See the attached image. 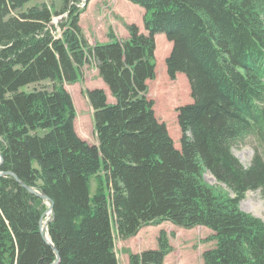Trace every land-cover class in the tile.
<instances>
[{
  "label": "trees",
  "instance_id": "1",
  "mask_svg": "<svg viewBox=\"0 0 264 264\" xmlns=\"http://www.w3.org/2000/svg\"><path fill=\"white\" fill-rule=\"evenodd\" d=\"M30 1L0 0V264H51L56 251V264H118L112 225L124 240L165 221L212 231L203 264H264V222L239 207L247 191L264 197V156L244 167L232 152L249 135L264 148V0H128L144 31L125 24L126 38L93 45L77 7L89 0ZM156 33L171 44L167 76L182 73L192 99L176 108L179 149L147 96ZM92 62L114 98L84 90L96 145L76 134L65 88ZM27 187L52 205L50 243L47 202ZM171 250L160 231L129 263L163 264Z\"/></svg>",
  "mask_w": 264,
  "mask_h": 264
},
{
  "label": "rangeland",
  "instance_id": "2",
  "mask_svg": "<svg viewBox=\"0 0 264 264\" xmlns=\"http://www.w3.org/2000/svg\"><path fill=\"white\" fill-rule=\"evenodd\" d=\"M34 2L44 3L52 11H58L63 6V0H31L28 4ZM83 6L84 3L77 4L79 9L83 8ZM142 15V8L128 0H90L79 15V25L88 43L93 45L96 41L107 38L108 31H112L120 39L126 38L128 33L126 32L125 24L134 23L143 32ZM63 17H65V14L54 15L52 18V25L56 35L60 33L58 24ZM125 33L127 36L123 37ZM154 38L156 77L147 82V96L153 100L156 118L165 123L168 133L174 141V146L179 149L180 130L176 117V108L192 101L189 85L182 73H177L175 79H169L164 60L169 53L171 44L163 33H156ZM86 67L84 70L88 69L87 76L91 78L90 80H93L95 74H91L92 71L90 70L93 65L88 64ZM79 82H83L77 87L83 91L82 95L85 97L83 94L85 81ZM183 91L188 95L184 94ZM76 92H78L77 89ZM80 98L82 99V96ZM77 109L79 112L85 111L80 106ZM232 152L244 167L249 166L255 152L264 156V148L260 146L252 135L238 141L232 147ZM203 179L210 186L226 190L224 185L217 183L209 172H204ZM91 185L93 188V184ZM239 207L243 211L259 217L264 222V197L260 190L247 191L239 202ZM46 220L47 218L45 217L43 221L45 222ZM44 226V223H42L43 230H45ZM112 227L114 232V250L118 264H130L129 253H139L146 249H154L157 246V237L160 231L165 232L172 246V250L165 256L163 264H203V253L214 245V241L210 238L212 231L204 226H195L187 229L165 221L155 225L143 226L135 236L124 240L116 235L114 225Z\"/></svg>",
  "mask_w": 264,
  "mask_h": 264
},
{
  "label": "crops",
  "instance_id": "3",
  "mask_svg": "<svg viewBox=\"0 0 264 264\" xmlns=\"http://www.w3.org/2000/svg\"><path fill=\"white\" fill-rule=\"evenodd\" d=\"M127 32V31H126ZM128 33V32H127ZM127 34L125 33L123 37H126ZM108 40V37L102 40H98L100 42H106ZM93 65V67L90 69L92 71L91 74H95V77L93 80H90L91 78L87 76L88 74V69L84 70V68H87L86 64L83 69H82V80L80 81H85V88L84 89H94V88H100L104 91L106 95V102L107 103H114V98L110 94V91L108 87L105 85V83L102 81V79L98 76L97 69L95 67V64L92 62L90 63ZM84 70V71H83ZM95 83H94V82ZM94 83V84H93ZM83 84L80 82H76L74 84H66L65 88L69 92L72 102L74 105L75 109V118H74V130L76 134L85 142H87L90 145H96L97 144V139L94 131V122H93V109L90 106L85 94L83 97L82 92L78 85ZM76 89L78 92H76ZM82 96V99L80 98ZM80 106L83 107L85 111L79 112L78 107ZM84 114V115H83ZM156 248V247H155Z\"/></svg>",
  "mask_w": 264,
  "mask_h": 264
},
{
  "label": "water",
  "instance_id": "4",
  "mask_svg": "<svg viewBox=\"0 0 264 264\" xmlns=\"http://www.w3.org/2000/svg\"><path fill=\"white\" fill-rule=\"evenodd\" d=\"M1 161H2V159H1V157H0V163H1ZM8 174H10V175H12V176H14L13 175V173H11V172H8ZM15 177V176H14ZM15 179H17L16 177H15ZM18 180V179H17ZM23 184V183H22ZM27 189L30 191V192H32V193H34V194H36V195H38L39 197H41L42 199H44V200H47L48 198H47V196H45V195H43V194H39V193H37L35 190H33L32 188H28L27 187ZM52 210V205L50 204V206H49V208H48V211H51ZM41 233H42V235H43V239L45 240V242L46 243H50V240L48 239V237H46V235H44V232H43V229L41 228ZM54 249V251H56V249L55 248H53ZM58 262V253H57V251H56V259H55V261L53 262V263H51V264H56Z\"/></svg>",
  "mask_w": 264,
  "mask_h": 264
}]
</instances>
